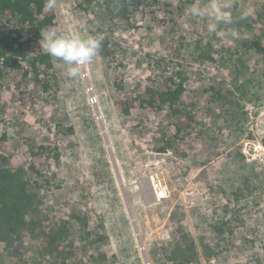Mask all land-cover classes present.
<instances>
[{"label":"rangeland","instance_id":"374dc122","mask_svg":"<svg viewBox=\"0 0 264 264\" xmlns=\"http://www.w3.org/2000/svg\"><path fill=\"white\" fill-rule=\"evenodd\" d=\"M216 2L231 5L232 23L212 30L209 15L188 11L210 0H56L48 28L103 33L106 52L76 78L49 55L51 89L25 86L33 110L12 100L18 73L0 79V155L25 169L30 141L60 153L25 173L43 202L35 226L0 242V264H264V0ZM177 73L191 121L175 139L167 109L118 111L115 82L130 90Z\"/></svg>","mask_w":264,"mask_h":264},{"label":"trees","instance_id":"16d2710c","mask_svg":"<svg viewBox=\"0 0 264 264\" xmlns=\"http://www.w3.org/2000/svg\"><path fill=\"white\" fill-rule=\"evenodd\" d=\"M3 19L13 23L11 29L6 30L1 25ZM54 20L55 13L53 9L45 7V0H0V79L9 72L20 75V80L15 83L18 94L14 93L12 100L23 111L33 110L39 103L38 97L32 96L25 89L27 81H31L36 89L43 92L51 89L53 75L50 72L53 66L50 56L44 53L39 41L41 30L52 26ZM106 47L102 43L100 52L105 53ZM114 88L115 104L122 115H129L136 109L147 112L167 109L171 113L168 123L175 132L172 138L190 129L191 117L181 109L185 78L180 73L165 76L159 85L149 77L145 85L137 82L130 90L117 82ZM160 126L156 128L159 134ZM5 139L6 136L1 137L2 142ZM262 145L264 147V139ZM25 147L29 155V165L25 169L12 166L9 157L0 155V242H11L19 238L27 227L35 226L32 220L43 200L39 189L25 180V173L38 175L40 166L45 164L46 167H52L60 161V153L56 148L37 145L34 141ZM171 147L167 139L159 151L165 152ZM185 246L194 256L193 242L186 239Z\"/></svg>","mask_w":264,"mask_h":264},{"label":"clouds","instance_id":"9594fccd","mask_svg":"<svg viewBox=\"0 0 264 264\" xmlns=\"http://www.w3.org/2000/svg\"><path fill=\"white\" fill-rule=\"evenodd\" d=\"M45 7L49 10L54 9L56 0H45ZM230 7L229 3H225L221 7L216 0H210L206 7L202 8L193 4L189 6L188 11L194 18L203 17L206 14L209 15L212 20L210 28L216 30L220 24L232 23V15L228 11ZM217 34L223 35L222 32ZM40 35L39 44L44 53L63 62L67 66V76L69 78H76L79 75L80 67L90 64L94 60L105 39L103 33L85 35L77 31L60 35L54 28L42 29ZM230 35L233 38H237L239 33L232 29L230 30Z\"/></svg>","mask_w":264,"mask_h":264},{"label":"built area","instance_id":"2783aa9c","mask_svg":"<svg viewBox=\"0 0 264 264\" xmlns=\"http://www.w3.org/2000/svg\"><path fill=\"white\" fill-rule=\"evenodd\" d=\"M152 192L156 202H160L166 199L165 189L162 187V184L159 181L152 183Z\"/></svg>","mask_w":264,"mask_h":264},{"label":"water","instance_id":"95a60500","mask_svg":"<svg viewBox=\"0 0 264 264\" xmlns=\"http://www.w3.org/2000/svg\"><path fill=\"white\" fill-rule=\"evenodd\" d=\"M111 161H112L113 168H114L115 174H116V176H117L118 182H119V184H120V187H122L121 177L119 176V172H118V170H117V165H116L115 159H113V160H111ZM121 189H122V188H121ZM125 199H126V197H125ZM128 208H129V205L127 204V209H128ZM128 211H129V215H130V217H131L132 222H134V218H133V216H132V214H131L130 208H129ZM134 230H135V233H136L137 236H138V231H137V228H136L135 224H134Z\"/></svg>","mask_w":264,"mask_h":264},{"label":"bare ground","instance_id":"6f19581e","mask_svg":"<svg viewBox=\"0 0 264 264\" xmlns=\"http://www.w3.org/2000/svg\"><path fill=\"white\" fill-rule=\"evenodd\" d=\"M87 76V75H86ZM96 115H97V117H98V119H99V121H100V118H99V112H98V110H97V112H96ZM102 122V121H101ZM102 128V127H101ZM104 132V131H103ZM108 136V135H107ZM106 146H107V149H108V152L110 153V157H111V160H113L114 159V157H113V155H112V151H111V147H110V145H109V142H108V140H107V138H106Z\"/></svg>","mask_w":264,"mask_h":264}]
</instances>
